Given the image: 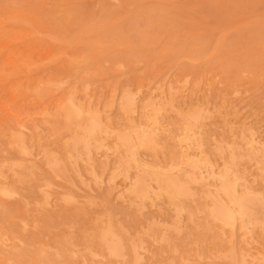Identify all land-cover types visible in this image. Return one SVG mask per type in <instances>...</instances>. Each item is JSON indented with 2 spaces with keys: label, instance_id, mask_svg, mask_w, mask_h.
Returning <instances> with one entry per match:
<instances>
[{
  "label": "rangeland",
  "instance_id": "rangeland-1",
  "mask_svg": "<svg viewBox=\"0 0 264 264\" xmlns=\"http://www.w3.org/2000/svg\"><path fill=\"white\" fill-rule=\"evenodd\" d=\"M153 1L0 0V264H264V0Z\"/></svg>",
  "mask_w": 264,
  "mask_h": 264
},
{
  "label": "bare ground",
  "instance_id": "bare-ground-1",
  "mask_svg": "<svg viewBox=\"0 0 264 264\" xmlns=\"http://www.w3.org/2000/svg\"><path fill=\"white\" fill-rule=\"evenodd\" d=\"M14 1H15V0H14ZM127 1H128V0H127ZM151 1H153V0H150V2H151ZM19 2H20V1H19ZM130 2H131V1H130ZM130 2H129V3H130ZM139 2H140V0H139ZM139 2H138V3H139ZM150 2H149V3H150ZM154 2H155V1H153L152 4H154ZM12 3H13V2H12ZM12 3H11V4H12ZM14 3H15V2H14ZM131 3H132V2H131ZM136 3H137V1H136ZM149 3H148V4H149ZM22 4H23V3H22ZM156 4H157V2H156ZM158 4H160V3H158ZM16 5H17V4H16ZM129 5H130V7L132 6V4H129ZM129 5H127L126 7H128ZM14 6H15V5H14ZM97 6H98V5H97ZM135 6H137V8H138V5H137V4H136ZM139 7H140V5H139ZM146 7H147V6H146ZM19 8H20V7H19ZM135 8H136V7H135ZM15 9H16V8H15ZM25 9H26V7H25ZM145 9H146V8H145ZM150 9H151V8H150ZM152 9H153V8H152ZM10 10H13V7H12V9L10 8L9 11H10ZM20 10H21V9H20ZM20 10H17V12L20 11ZM14 12H15V11H14ZM20 13H21V12H20ZM14 15H15V14H14ZM22 15H23V14H22ZM24 16H25V14H24ZM68 16H69V14H68ZM14 17H15V16H14ZM14 17H12V20H13ZM17 17H18L19 19H21L19 16H17ZM21 17H22V16H21ZM16 19H17V18H16ZM23 19L26 20V18H24V17H23ZM24 20H23L22 23L25 22ZM15 21H17V20H15ZM15 21H14V22H15ZM65 21H66V20H65ZM18 23H21V22L19 21ZM16 24H17V22H16ZM86 24H87V23H86ZM23 25H24V24H23ZM16 26H17V25H16ZM18 26H19V25H18ZM18 26H17V27H18ZM88 26H89V25H88ZM27 27H28V26H27ZM23 29H24V28H22L21 30H23ZM18 30H19V29H18ZM18 30H17V29H16V30L13 29V31H15V32L18 31ZM15 32H14V33H15ZM16 34H17V33H16ZM18 35H19V34H18ZM15 36L17 37V35H15ZM21 37H22V36H21ZM49 38H50V37H49ZM53 40H54V39H53ZM62 40H63V39H62ZM12 41H14V40H12ZM64 41H65V39H64ZM51 42H52V41H51ZM74 42H75V41H74ZM89 44H90V43H89ZM98 46H99V45H98ZM11 51H12V52H15V51H13V50H11ZM9 52H10V51H9ZM15 54H16V53H15ZM190 54H193V53H191V51H190L189 56H190ZM10 55H12V54H10ZM80 55H81V54H80ZM82 55H84V52H83ZM12 56H14V55H12ZM76 56H78V55H76ZM71 57H72V56H71ZM71 57H70V58H71ZM74 57H75V56H74ZM191 57H192V56H191ZM75 58H77V57H75ZM85 58H87V57H85ZM189 58H190V57H189ZM192 58H193V57H192ZM8 59H9V58H8ZM68 59H69V58H68ZM80 59H81V58H80ZM80 59L77 58V62H78V60H80ZM87 59H88V58H87ZM190 59H191V58H190ZM196 59H199V58H196ZM72 60H73V59H72ZM74 60H75V63H76V59H74ZM194 60H195V59H194ZM80 61H81V60H80ZM191 61H193V59H192ZM82 62H85V61H82ZM82 62H81V63H82ZM104 62H105V61H104ZM67 63H71V62H67ZM85 64H86V63H85ZM85 64H83V66H86ZM88 64H89V63H88ZM14 65H15V64H14ZM16 65H18V64L16 63ZM77 65L79 66V63H78ZM77 65H76V69L78 68ZM73 66H74V65H73ZM31 67H32V66H31ZM81 68H82V66H81ZM84 68H85V67H84ZM119 68H120V67H119ZM74 69H75V68H74ZM15 70H16V69H15ZM81 70H84V69L82 68ZM85 70H86V69H85ZM85 70H84V71H85ZM75 71H76V70H75ZM92 74H93V73H92ZM94 75H95V74H94ZM74 76H75V75H74ZM76 77H77V76H76ZM76 77H75V79H76ZM69 79H70V78H69ZM61 81H62V80H61ZM76 81H77V80H75V82H76ZM65 82H66V81H65ZM68 82H69V81H68ZM40 83H41V82H40ZM61 83H62V82H61ZM37 84L40 85L39 83H37ZM37 84H36V85H37ZM58 84L60 85V83H58ZM41 85H42V84H41ZM63 85H64V84H63ZM85 85H86V84H85ZM53 86H54V85H53ZM38 87H39V86H38ZM68 87H69V86H68ZM73 87H75V86L73 85ZM70 88H71V86H70ZM40 89H41V88H40ZM46 89H47V88H46ZM71 89H72V88H71ZM86 89H88V86H87V88H85V90H86ZM44 90H45V89H44ZM44 90H43L42 92H41V90H39V91H40L41 93H44ZM73 91H75L74 88H73ZM40 92H39V93H40ZM46 92H47V91H46ZM69 92H70V91H69ZM69 92H68V93H69ZM125 92H126V91H125ZM37 93H38V91H37ZM39 93H38V94H39ZM72 93H73V92H72ZM75 94H76V93H75ZM42 95H43V94H42ZM67 95H69V94H67ZM126 95H127V94H126ZM72 96H73V95H72ZM127 96H128V95H127ZM70 97H71V96H70ZM123 97H125V95H124ZM62 98L64 99L63 96H62ZM75 98H77V97H75ZM130 98H131V97H130ZM130 98H129V99H130ZM69 99H71V98H69ZM69 99H68V100H69ZM89 99H90V98H89ZM125 99H127V98L125 97ZM61 100H62V99H61ZM66 100H67V99H66ZM66 100L64 101V103L66 102ZM70 101H71V100H70ZM122 101H123V100H122ZM122 101H120V103H121ZM128 101H131V100H128ZM128 101L126 100V102H128ZM126 102L124 101L123 103H126ZM67 103H68V101H67ZM77 103H78V102H77ZM79 103H80V102H79ZM150 103H151V102H150ZM68 104H69V103H68ZM128 104H131V103L129 102ZM128 104H125L124 106H126V105L128 106ZM148 104H149V103H148ZM57 105H58V104H57ZM61 105H62V104H61ZM121 105H122V104H121ZM142 106H143V105H142ZM148 106H149V105H148ZM148 106H147V107H148ZM152 107H153V106H152ZM60 108H61V106H60ZM60 108H59V110H60ZM70 108L72 109V110H71V113L74 115V118L79 117V115H80V113H81L82 111H81L80 109H77V108L74 106V104H72V102H71V104L68 105V107H67L66 109L68 110V109H70ZM129 108H130V107H129ZM129 108H128V109L126 108L127 111L130 110ZM149 108H150V107H149ZM17 109H19V108H17ZM20 109H21V108H20ZM126 109H125V112H126ZM144 109H146V107H145ZM155 109H156V108H155ZM155 109H154V107H153L152 112L155 113V111H153V110H155ZM157 109H158V108H157ZM46 110H47V109H46ZM59 110H58V111H59ZM122 110H123V109H122ZM141 110H143V109H141ZM150 110H151V109H150ZM150 110H148V112H149ZM56 111H57V110H56ZM65 111H66V110H65ZM80 111H81V112H80ZM143 111H144V110H143ZM144 112H145V111H144ZM178 112H179V111H178ZM126 113H127V112H126ZM154 113H153V115H154ZM58 114H59V113L54 114L55 117L59 116ZM66 114H67V113H66ZM150 114H151V113H150ZM157 114H158V113L156 112L155 115H157ZM67 115H70V111H69V113H68ZM67 115H66V117H67ZM141 115H142V113H141ZM148 115H149V114H148ZM151 115H152V114H151ZM151 115H149V116H151ZM155 115H154V116H151L152 118L154 117L153 119H150L149 117H147V118H149V119H147V120H148V121H151V120L156 121L155 123L158 125L157 120H155V119H156V118H155V117H156ZM18 116H19V115H18ZM89 116H90V115H89ZM59 117H61V115H60ZM158 117H159V116H157V118H158ZM18 118H19V117H18ZM67 118H68V117H67ZM67 118H66V119H67ZM72 118H73V117H72ZM72 118H71V119H72ZM91 118H92V117H91ZM56 119H57V118H56ZM61 119H62V118H61ZM63 119H65V118L63 117ZM67 120H68V119H67ZM69 120H70V119H69ZM130 120H131V119H130ZM130 120H129V121H130ZM184 120H186V119H184ZM189 120H190V119H189ZM193 120H194V119H193ZM193 120H191V121H193ZM55 121H56V120H55ZM57 121H58V120H57ZM61 121H62V120H61ZM88 121H89V117H88V119H87V122H88ZM127 121H128V120H127ZM129 121H128V122H129ZM148 121H147V122H148ZM58 122H59V121H58ZM66 122H67V121L65 120V124H66ZM131 122H133V121H131ZM189 122H190V121H189ZM194 122H195V121H194ZM60 123H61V122H60ZM153 123H154V122H153ZM187 123H188V122H187ZM69 124H70V123H69ZM75 124H76V123H75ZM75 124H74V125H75ZM176 124H177V122H176ZM182 124H183V123H182ZM150 125H151V123H150ZM152 125H155V124H152ZM184 125L186 126L187 124L185 123ZM184 125H183V127H184ZM191 125H193V124H191ZM198 125H199V123H198ZM19 126H20V125H19ZM19 126H18V127H19ZM50 126H51V125H50ZM63 126H64V128H66L65 125H63ZM63 126H62V127H63ZM76 126L78 127V124H77ZM135 126H136V125H135ZM135 126H134V127H135ZM148 126H149V125H148ZM173 126H174V125H173ZM52 127H53V126H52ZM52 127H51V128H52ZM68 127H69V126H68ZM144 127L147 128L146 124H145ZM149 127H150V126H149ZM186 127L188 128V126H186ZM186 127H185V128H186ZM129 128H130V127H129ZM131 128L133 129L132 132H131V136L126 135V134H125L126 136H125V135H124V136H120V135H118V136H119V142L121 141L122 145H123L124 148H125V151H126L127 154H128V157H127L126 161H128V159H130V160H133V161H135V162L137 163V160H138V159H136V150H137V148H139V147L141 148V147H143V146H147V145H151V144H153L154 142H153V137H152V136H153V133L156 132V131L154 130V132H151L152 130L149 131V130H147V129H146V130H144V129H143V130H141V129H140V130H138V129L136 130L135 128H133V126H131ZM139 128H140V127H139ZM185 128L183 129L184 132H186L185 130L187 129V128H186V129H185ZM55 129L57 130V128H55ZM98 129H100L99 122H98L97 120H95L94 118L90 119V130L88 131V135H86V137H85L84 135H82V136H84V137H82V140L80 141V142L83 143V147H87L88 145H90V140H88L87 137L90 135V133H92V132H94L95 130H98ZM106 129H107V128H105L104 130H106ZM110 129H111V128H110ZM110 129H109V130H110ZM127 129H128V128H127ZM72 130H73V129H72ZM84 130H85V129H84ZM125 130H126V129H125ZM166 130H167V129H166ZM189 130H190V129H189ZM7 131H8V130H7ZM10 131H11V130H10ZM58 131H59V130H58ZM75 131H76V130H75ZM75 131H74V133H75ZM117 131H118V130H117ZM2 132H3V131H2ZM68 132H69V131H68ZM82 132H83V131H82ZM182 132H183V131H182ZM7 133H8V132H7ZM101 133H102V132H101ZM110 133H111V132H110ZM123 133H124V132H123ZM126 133H127V132H126ZM129 133H130V132H129ZM129 133H127V134H129ZM62 134H63V133H62ZM67 134H68V133H67ZM80 134H81V133H80ZM84 134H85V133H84ZM115 134H116V133H115ZM121 134H122V133H121ZM187 134H188V132H187ZM192 134H193V133H192ZM106 135H107V134H106ZM109 135H110V134H109ZM185 135H186V133H185ZM196 135H197V133H196ZM63 136H64V135H63ZM76 136H77V139L79 140L78 135H75V136H73V137H76ZM118 136H117V137H118ZM155 136H156V134H155ZM187 136H188V135H187ZM193 136H195V135H193ZM193 136L191 135V137H193ZM251 136H252V135H251ZM156 137H157V136H156ZM156 137H155V138H156ZM69 138H71V135H70ZM63 139H64V138H63ZM66 139H67V137H66ZM183 139L186 140L187 137L185 136V138H183ZM196 139H197V138H196ZM64 140H65V139H64ZM117 140H118V139H117ZM188 140H189V139H188ZM198 140H199V139H198ZM76 141H77L76 138H74L73 142L75 143ZM155 141H156V140H155ZM191 141H192V140H191ZM195 141H196V140L194 139V142H195ZM252 141H253V140H252ZM80 142H79V143H80ZM98 142H99V141H98ZM152 142H153V143H152ZM183 142H184V141L180 142L179 144H181V143H183ZM196 142H197V141H196ZM199 142H200V141H199ZM82 143H81V144H82ZM155 143H157V142H155ZM184 143H185V142H184ZM66 144H67V143H66ZM197 144H198V143H197ZM181 145H182V144H181ZM190 145H191V144H190ZM64 146H65V145H64ZM187 146H188V145L186 144V147H187ZM195 146H197V145H195ZM83 147H82V148H83ZM150 147L152 148V146H150ZM154 147H156V144H155ZM197 147H198V146H197ZM199 147H200V144H199ZM173 148H174V147H173ZM180 148H181V147H180ZM143 150H144V149H143ZM152 150H154V149L152 148ZM21 151H22V149H21ZM23 151H25V150L23 149ZM73 151H74V150H73ZM182 151H183V150H182ZM92 152H93V151H92ZM139 153H140V152H139ZM182 153H183V152H182ZM182 153H181V154H182ZM186 153H187V152H186ZM186 153H185V154H186ZM23 154H25V153H23ZM49 154H50V153H49ZM51 154H52V153H51ZM85 154H86V153H85ZM231 154H232V153H231ZM169 155H170V154H169ZM175 155H176V154H175V152H174V156H175ZM177 155H178V154H177ZM177 155H176V157H177ZM50 156H51V155H50ZM86 156H87V155H86ZM120 156H122V155H120ZM124 156H125V155H124ZM179 156H181V155L179 154ZM179 156H178V158H180ZM44 157H45V156H44ZM52 157H54V156L52 155ZM52 157H51V158H52ZM185 157H187V156H185ZM181 158H182V157H181ZM183 158H184V157H183ZM121 159L124 160V157L121 158ZM184 159H185V158H184ZM189 159H190V158H189ZM123 160H122V162H123ZM175 160H177V159H175ZM179 160H180V159H179ZM185 160H188V159L186 158ZM52 161H53V160H52ZM69 161H70V160H69ZM126 161H125V162H126ZM140 161H141V160H140ZM180 161H181V160H180ZM190 161H191V160H190ZM190 161H189V162H190ZM204 161H205V159L203 160V162H204ZM187 162H188V161H187ZM206 162H207V161H206ZM206 162H205V163H206ZM120 163H121V162H120ZM180 163H182V162H180ZM198 163H199V162H197V164H198ZM13 164H15V163H13ZM49 164H50V163H49ZM51 164H53V163H51ZM133 164H135V163L133 162ZM175 164H176V163H175ZM178 164H179V163H178ZM178 164H177V165H178ZM53 165H54V164H53ZM53 165H52V167H55V166H53ZM88 165H89V164H88ZM128 165H130V164H129V161H128ZM137 165H138V164H137ZM184 165H185V164H184ZM188 165H189V164H187V165H185V166H188ZM47 166H48V165H47ZM122 166H123V165H122ZM143 166H144V165H143ZM205 166H207V165L204 164V167H205ZM11 167H12V166H11ZM17 167H18V166H17ZM59 167H60V166H59ZM123 167H124V166H123ZM141 167H142V166H141ZM153 167H155V166H153ZM158 167H159V166H158ZM170 167H171V166H170ZM180 167H181V166H180ZM189 167H192V166H189ZM48 168L51 169V167H48ZM118 168H119V167H118ZM155 168H156V167H155ZM168 168H169V167H168ZM173 168H174V167H173ZM209 168H210V167H209ZM88 169H89V168H88ZM136 169H137V168H136ZM54 170H56V169H54ZM86 170H87V169H86ZM138 170H139V169H138ZM163 170L165 171V169H163ZM168 170L170 171V169H168ZM168 170H167V171H168ZM180 170H182V169H180ZM180 170H179V171H180ZM227 170H228V169H227ZM52 171H53V170H52ZM142 171H143V173H146V174H148L147 172H149V173H150V175H149L150 177H151V176H158V177H159V175H160L159 178H160V179L163 178L162 180H163V183H164V184H168V186H169L170 188H172V189H174V186H175V187L177 186V188H179L178 183H177V184L175 183V185H174L171 181L168 180L169 175H168L167 173H166V174H167L168 176H164V175L160 174V173H165V172L155 173V172H156L155 170L152 171V170L145 169V168H143V169L141 170V172H142ZM167 171H166V172H167ZM174 171H175V170H174ZM176 171H177V170H176ZM183 171H184V170H183ZM230 171H231V170H230ZM57 172H58V171H57ZM139 172H140V171H139ZM185 172H186V171H185ZM230 173H231V172H230ZM140 174H141V173H140ZM169 174H170V173H169ZM54 175H55V174H54ZM171 175H172V174H171ZM223 175H224V174H223ZM56 176H57V175H56ZM147 176H148V175H147ZM174 176H175V175H174ZM226 176H227V173H226ZM57 177H58V176H57ZM183 177H186V176H183ZM218 177H219V176H218ZM222 177H223V176H222ZM222 177H221L220 179H222ZM19 178H20V177H19ZM135 178H138V177H135ZM139 178H141V177H139ZM175 178H176V177H175ZM20 179H21V178H20ZM151 179H152V177H151ZM151 179H150V180H151ZM190 179H191V178H190ZM22 180H23V179H22ZM135 180H138V179H135ZM154 180H156V178H154ZM180 180L183 181V180L181 179V177H180ZM186 180H187V179H186ZM222 180H224V179H222ZM18 181H19V180H18ZM138 181H139V180H138ZM146 181H147V180H146ZM157 181H159V180H157ZM234 181H236V179H235ZM19 182H21V181H19ZM152 182H153V181H152ZM179 182H180V181H179ZM184 182H185V181H184ZM225 182H227V181L225 180ZM154 183L156 184V182H154ZM222 183H224V181H223ZM148 184H149V183H148ZM159 184H160V183L158 182L157 185H159ZM185 184H186V182H185ZM138 185H139V182H138ZM140 185H141V184H140ZM146 185H147V184H146ZM151 185H152V184H151ZM160 185H161V184H160ZM183 185H184V184H183ZM183 185H182V187H183ZM220 185H221V184H220ZM224 185H225V184H224ZM45 186H46V185H45ZM149 186H150V185H149ZM163 186H166V185H163ZM163 186H162V187H163ZM180 186H181V185H180ZM157 187H158V186H156L155 189H156ZM220 187H221V186H220ZM1 188H3V187H1ZM38 188H40V186H39ZM38 188H36V189H38ZM41 188H42V187H41ZM43 188H44V187H43ZM151 188H152V187H151ZM159 188H160V186L158 187V189H159ZM167 188H168V187H167ZM177 188H176V190H177ZM218 188H219V187H218ZM221 188H222V187H221ZM160 189H161V188H160ZM160 189H159V191H160ZM172 189H171V190H172ZM225 189H226V190H227V189L229 190V189H231V188L228 187V188H225ZM0 190H2V189H0ZM150 190H151V189H150ZM152 190H154V189H152ZM156 190H157V189H156ZM162 190H163V188H162ZM162 190H161V191H162ZM164 190H165V189H164ZM218 190H219V189H218ZM218 190H217V191H218ZM221 190H222L223 192H225V194H228V196H229V198H230V200H231L232 202L235 200V197H238V196H235V197H234L233 192H232V191H233L232 189H231L232 191L230 190L231 192H229V193H227V192L224 191L223 189H220L219 191H221ZM3 191H5V190L3 189ZM6 191L8 192V189H7ZM40 191L43 192L42 190H40ZM137 191H138V190H137ZM161 191H160V192H161ZM174 191H175V190H174ZM174 191H173V192H174ZM219 191H218V192H219ZM1 192H2V191H1ZM9 192H11V191H9ZM44 192H45V191H44ZM134 192H136V191H134ZM138 192H139V191H138ZM143 192H144V191H143ZM143 192H142V194H143ZM160 192H159V193H160ZM162 192H163V191H162ZM165 192H167V190H165ZM183 192H184V191H183ZM237 192H238V191H237ZM152 193H153V192H152ZM11 194H12V193H11ZM40 194H41V193H40ZM46 194H47V193H46ZM157 194H158V193H157ZM169 194H170V193H169ZM172 194H173V193H172ZM174 194H175V192H174ZM185 194H186V193H185ZM9 195H10V194H9ZM223 195H224V194H223ZM12 196H13V195H12ZM12 196H11V197H12ZM43 196H44V195H43ZM177 196H178V195H177ZM179 196H180V195H179ZM226 196H227V195H226ZM59 197H60V195H59ZM221 197H222V196H221ZM6 198H7V197H6ZM8 198H10V197H8ZM174 198H175V196H174ZM178 198H179V197H178ZM216 198H217V197H216ZM238 198H239V197H238ZM251 198H252V197H251ZM170 199H172V196H170ZM245 199H246V198H245ZM248 199H249V198H248ZM34 200H35V199H34ZM42 200H43V198H42ZM228 200H229V199H228ZM230 200H229V201H230ZM242 200H244V198H242L240 201H242ZM66 201H67V199H66ZM214 201H216V200H213V202H214ZM229 201H228V202H229ZM238 201H239V199H238ZM245 201H246V200H245ZM216 202H217V201H216ZM235 202H236V201H235ZM235 202H234V203H235ZM219 203H220V202H219ZM221 203H222V202H221ZM229 203H230V202H229ZM236 203H237V202H236ZM238 203H239V202H238ZM241 203H242V202H241ZM213 204H216V203H213ZM222 204H223V203H222ZM227 204H228V203H227ZM230 204H231V203H230ZM220 206H221V204H220ZM240 206H242V205H240ZM18 207H19V206H18ZM177 207H178V206H177ZM228 207H229V206H228ZM23 209H25V207H24ZM23 209H22V210H23ZM178 209H179V208H178ZM18 210H21V209H18ZM179 210H180V209H179ZM234 210H235V209H234ZM238 210H239V209H238ZM23 211H24V210H23ZM23 211H22V212H23ZM212 211H214V210H212ZM226 211H227V210H226ZM242 211H243V210H242ZM253 211H254V209H253ZM20 212H21V211H20ZM20 212H19V213H20ZM22 212H21V213H22ZM25 212H26V211H25ZM25 212H24V215H25ZM236 212H237V211H236ZM215 213H216V212H215ZM231 214H232V213H231ZM231 214H230V216H231ZM235 214H236V213H235ZM242 214H243V213H242ZM24 215H23V216H24ZM237 215H239V214H237ZM26 216H27V214H26ZM243 216H244V215H243ZM21 218H22V217H21ZM27 218H28V217H27ZM230 218H231V217H230ZM245 218H246V217H245ZM2 219H3V218H2ZM23 219H24V217H23ZM25 219H26V218H25ZM231 219H233V218H231ZM3 220H5V219H3ZM223 220H224V219H223ZM236 220H237V219H236ZM247 220H248V219H247ZM22 221H23V220H22ZM22 221H21V224H22ZM19 222H20V221H19ZM25 222H26V221H25ZM236 223H237V222H236ZM106 224H107V222H106ZM23 225H24V224H23ZM23 225H22V226H23ZM243 225H244V224H243ZM105 226H106V225H105ZM107 227H108V226H107ZM107 227H105V228H107ZM23 228H25V227L23 226ZM23 228H22V230H23ZM104 231H106V230L104 229ZM5 232H6V231H5ZM101 233H102V232H101ZM5 234H6V233H5ZM11 234H12V232H11ZM11 234H10V235H11ZM103 234H104V233H103ZM103 234H102V235H103ZM111 234H112V233H111ZM3 235H4V234H3ZM12 235H13V234H12ZM12 235H11V236H12ZM96 235H97V234H96ZM100 235H101V234H100ZM14 236H16V235H14ZM0 237H1V235H0ZM9 237H10V236H9ZM110 237H111V236H110ZM110 237H109V238H110ZM7 238H8V237H7ZM12 238H13V237H12ZM12 238H11V239H12ZM62 238H63V237H62ZM64 238H65V237H64ZM118 238H119V237H118ZM0 239H1V238H0ZM2 239H4V236H3ZM96 239H97V238H96ZM115 239H116V237H115ZM6 240H7V239H6ZM13 240H14V239H13ZM15 240H16V239H15ZM60 240H61V238H60ZM60 240H59V243H61ZM61 241H63V240H61ZM64 241H65V239H64ZM66 241H67V240H66ZM68 241H69V240H68ZM101 241H102V243H103V245H104L106 251H108V252L111 253V254H113V252H115V249L111 246V244L113 245L114 243H116L117 240H116L115 242H113L114 240H112V239H108L105 235H103L102 238H101ZM124 241H125V240H124ZM6 242H7V241H6ZM18 243H19V242H18ZM67 243H68V242H67ZM117 243H118V241H117ZM119 243H120V241H119ZM128 243H129V242H128ZM57 244H58V242H57ZM133 244H134V243L132 242V245H133ZM0 245H1V244H0ZM2 245H3V242H2ZM9 245H10V244H9ZM47 245H48V244H46V246H47ZM58 245H60V244H58ZM90 245H91V244H90ZM90 245H89V249H90V247H91ZM114 245L116 246L117 244H114ZM114 245H113V246H114ZM3 246H4V245H3ZM46 246H45V248H46ZM50 246H51V245H50ZM61 246H62V244H61ZM63 246H64V245H63ZM63 246H62V247H63ZM85 246H86V245H85ZM47 247H48V246H47ZM62 247H61V248H62ZM86 247H87V246H86ZM120 247H122V246H120ZM125 247H126V246H125ZM5 248H6V246H5ZM7 248H8V246H7ZM130 248H131V247H130ZM14 249H15V248H14ZM16 249H17V248H16ZM83 249H84V248H83ZM120 249H121V248H120ZM120 249H119V251L122 252L123 250H120ZM4 250H5V249H4ZM4 250H2L3 253H4ZM54 250H55V249H54ZM54 250H53V251H54ZM91 250H92V249H91ZM130 250H131V249H129V251H130ZM8 251H10V250H8ZM48 251H49V250H48ZM56 251H57V250H56ZM56 251H55V252H56ZM85 251H86V250H85ZM131 251H132V250H131ZM5 252H7V251L5 250ZM40 252H41V254L43 253L42 251H40ZM46 252H47V251H46ZM60 252H62V251H60ZM91 252H93V251H91ZM91 252H90V253H91ZM127 252H128V251H127ZM136 252H137V251H136ZM1 253H2V252H1ZM1 253H0V255H1ZM14 253H15V252H14ZM57 253H58V252H57ZM67 253H68V252H67ZM70 253H71V252H70ZM115 253H116V252H115ZM128 253H130V252H128ZM4 254H5V253H4ZM10 254H11V253H10ZM59 254H60V253H59ZM64 254H65V253H64ZM73 254H74V253H73ZM73 254H72V256H74ZM101 254H102V253H101ZM111 254H110V255H111ZM5 255H6V254H5ZM61 255H63V254H61ZM107 255H108V253H107ZM127 255H128V254H127ZM138 255H139V253H138ZM2 256H4V255H2ZM2 256H0V257H2ZM7 256H8V255H7ZM18 256H19V255H18ZM33 256H36V255H33ZM53 256H54V255H53ZM59 256H60V255H59ZM70 256H71V254H70L68 257L70 258ZM72 256H71V257H72ZM93 256H94V254H93ZM121 256H122V255H121ZM5 257H6V256H5ZM9 257H10V255L8 256V259H9ZM12 257H13V260L16 262V259H15L16 257L14 258L13 255H12ZM12 257H10V258L12 259ZM114 257H115V256H114ZM116 257H117V256H116ZM118 257H119V256H118ZM44 258H45V257H44ZM64 258H65V257H64ZM104 258H105V257H104ZM121 258H122V257H121ZM123 258H124V257H123ZM123 258H122V259H123ZM128 258H129V257H128ZM136 258H137V257H136ZM233 258H234V255H233ZM1 259H2V258H1ZM6 259H7V258H6ZM8 259H7V261H10V260H8ZM65 259H66V258H65ZM73 259H74V258H73ZM236 259H237V258H236ZM3 260H5V258H4ZM21 260H22V259H21ZM61 260H63V259H61ZM67 260H68V259H67ZM128 260H129V259H128ZM132 260H133V257H132ZM17 261H19V260H17ZM37 261H38V260H37ZM48 261H50V260H48ZM69 261H70V260H69ZM232 261H233V260H232ZM1 262H2V261H1ZM63 262H64V260H63ZM63 262H62V263H63ZM66 262L69 263L68 261H66ZM66 262H65V263H66ZM70 262H71V261H70ZM121 262H122V261H121ZM124 262H125V261H124ZM16 263H17V262H16ZM36 263L38 264L39 262H36ZM53 263H54V262H52V264H53ZM232 263H234V262H232ZM2 264H3V262H2ZM18 264H19V263H18ZM49 264H50V263H49ZM58 264H59V262H58ZM63 264H64V263H63ZM69 264H70V263H69ZM235 264H236V263H235Z\"/></svg>",
  "mask_w": 264,
  "mask_h": 264
}]
</instances>
